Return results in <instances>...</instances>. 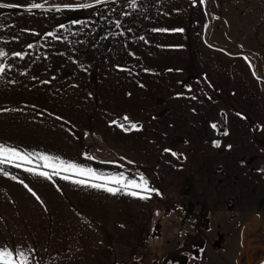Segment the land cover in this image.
<instances>
[{
  "label": "crops",
  "instance_id": "obj_1",
  "mask_svg": "<svg viewBox=\"0 0 264 264\" xmlns=\"http://www.w3.org/2000/svg\"><path fill=\"white\" fill-rule=\"evenodd\" d=\"M33 2L91 4L0 0ZM130 3L31 12L0 7V49L8 53L0 58V144L29 153L38 166L43 152L98 173L137 180L143 173L162 195L113 194L77 183L74 173L46 168L49 180L2 163L10 175L0 173V247L29 251L31 264H148L143 255L171 217L159 204L181 200L207 219H199L196 264H264L257 235L243 245L247 224L255 222L264 234V91L257 66L228 51L239 49L216 32L213 0ZM165 28L184 31H154ZM95 94L117 95L116 120L128 128L111 123L109 112L95 117ZM125 114L142 128L131 129Z\"/></svg>",
  "mask_w": 264,
  "mask_h": 264
},
{
  "label": "rangeland",
  "instance_id": "obj_2",
  "mask_svg": "<svg viewBox=\"0 0 264 264\" xmlns=\"http://www.w3.org/2000/svg\"><path fill=\"white\" fill-rule=\"evenodd\" d=\"M211 8L215 14L216 23H220L219 30L216 32L221 38L226 39L227 46L237 47L239 50L251 47L254 54L264 60V0H213ZM206 9L211 16L209 4ZM213 18L211 16V21ZM210 31V27H208V34ZM262 65L264 67V63ZM262 75H264L263 71ZM259 81H261L264 91V82L262 79ZM93 96L95 117L99 116L105 119L104 117L109 112V121L118 118L117 95L95 94ZM261 100L264 101V96ZM219 131L224 133L222 126H220ZM168 205L165 202L159 204L160 213L171 215L170 218L163 221L161 231H157L161 239H157L152 244L150 254L147 253L143 256H148L147 258L152 260L148 264H183L182 261L185 260L187 264H196L199 239L197 229L199 226L201 227L199 219L207 222L205 214L194 212L195 209L192 208L193 206L189 201L181 202L180 200L172 206ZM254 216L260 217L258 214ZM226 224L228 223H224V225ZM160 227L157 228L160 229ZM226 228L228 232V227ZM260 231V227L255 222L247 224L243 245L246 246L248 239L254 234L258 236L256 239L258 244L264 245V234ZM257 250L255 252L261 254Z\"/></svg>",
  "mask_w": 264,
  "mask_h": 264
},
{
  "label": "snow or ice",
  "instance_id": "obj_3",
  "mask_svg": "<svg viewBox=\"0 0 264 264\" xmlns=\"http://www.w3.org/2000/svg\"><path fill=\"white\" fill-rule=\"evenodd\" d=\"M104 0H91V4L85 3V4H73V3H64V4H55V5H46L45 2L41 3H30L27 5H3L0 4V7L4 6H11V7H23L27 11L31 12L33 9H46L47 7H51L53 9L59 10V9H81V8H88L92 7L93 5H98L103 3ZM195 3L196 0H193ZM203 2V0H201ZM130 6L132 8L137 7L136 0H131ZM73 24L80 23L83 24L84 21H72ZM117 27L120 26V21H116ZM0 27H4V25H0ZM60 28H64L65 26L63 24L59 25ZM27 31V29H26ZM35 31V30H31ZM154 31H165V32H183V28H173V29H154ZM47 35L55 36L57 40L63 39L61 36L55 35V33H48ZM0 39H3V37H0ZM143 39V37H142ZM28 48H32L33 45L29 44L27 46ZM177 47H182V45H177ZM8 53L4 51V49H0V58L7 56ZM11 55L15 57L23 58L25 53L23 52H12ZM134 55V54H133ZM247 59V57H245ZM8 68H11V65H7ZM117 67H122L120 65H117ZM123 70V69H122ZM145 71H153L151 69H144ZM5 71V65L0 63V74L4 73ZM189 89H191V85H187ZM177 95H181V93H177ZM242 115V114H238ZM125 120H129L128 116L125 114L123 117ZM118 121L113 120L111 123H117ZM131 129H139L142 128V125L138 122H132L129 120ZM121 128H124V124H120ZM212 127L215 129L217 128V125L215 123H212ZM126 131L129 129H125ZM225 134H227V130H225ZM221 143L220 140L213 141V144L216 146H219ZM227 147L230 149L232 147L231 144H228ZM166 152H171L172 155L178 156L181 155L179 153H176L172 151L170 148L164 149ZM85 156H87V153H85ZM38 160L43 161L42 166H38L30 158V154L25 151H20L14 147H8L4 144H0V164L7 163V164H15L17 167L25 168L26 171L32 173V174H38L40 176H44L48 178L49 180L52 179V175L45 171L44 169L50 168L53 169L55 172V175H61L62 173H74L76 176L81 177L77 183L81 185L91 186L93 188L97 189H104L108 191L109 193L117 194L121 191H124L128 194H130L133 197H138L140 199L148 200L152 193H156L158 195H162L159 189L151 187L149 184V180L145 177L143 173L139 174V179H128L123 173H98L95 169L85 167L83 164H77L73 161H64L61 160L59 157H53L49 156L47 153H39L38 154ZM31 165V166H27ZM264 170V169H262ZM0 173H3L5 176H9L10 173L5 171L2 167H0ZM84 177H90L91 179H85ZM12 179H16L15 176H12ZM64 179L67 180H73L74 177L72 175H64ZM20 183H24L22 180ZM25 187H28L25 185ZM30 192L32 191L31 188L28 189ZM33 195H36L35 192H33ZM37 199H40L39 196H37ZM34 251V250H32ZM0 264H31V254L29 251L23 250L21 248H17L13 250L12 248H9L7 246L0 247ZM36 264H39V261L36 262Z\"/></svg>",
  "mask_w": 264,
  "mask_h": 264
},
{
  "label": "trees",
  "instance_id": "obj_4",
  "mask_svg": "<svg viewBox=\"0 0 264 264\" xmlns=\"http://www.w3.org/2000/svg\"><path fill=\"white\" fill-rule=\"evenodd\" d=\"M218 48L223 49V50H227V49H224V48H221V47H218ZM228 51H229L231 54H233V55H245V56L249 57L250 59L254 60L255 63H254V61H253V62H252L253 64H252L251 66H253V65H256V66H257V69H258V71L256 70L257 76H258L260 79L263 80V75H262V72H261V64H260V60H259V58H258L257 55H255V54H253V53H250V52H247V51H244V50H238V51L228 50ZM118 123H119V124H123V120H119ZM124 126H125L124 128H128L127 125L124 124Z\"/></svg>",
  "mask_w": 264,
  "mask_h": 264
},
{
  "label": "flooded vegetation",
  "instance_id": "obj_5",
  "mask_svg": "<svg viewBox=\"0 0 264 264\" xmlns=\"http://www.w3.org/2000/svg\"><path fill=\"white\" fill-rule=\"evenodd\" d=\"M190 242V241H189ZM198 242H199V239H198ZM134 264V263H133Z\"/></svg>",
  "mask_w": 264,
  "mask_h": 264
},
{
  "label": "water",
  "instance_id": "obj_6",
  "mask_svg": "<svg viewBox=\"0 0 264 264\" xmlns=\"http://www.w3.org/2000/svg\"><path fill=\"white\" fill-rule=\"evenodd\" d=\"M263 80H264V77H263ZM183 262V261H182ZM135 264V263H134Z\"/></svg>",
  "mask_w": 264,
  "mask_h": 264
}]
</instances>
